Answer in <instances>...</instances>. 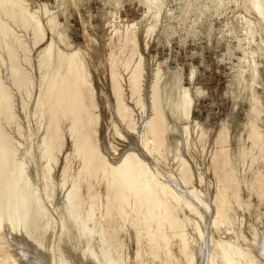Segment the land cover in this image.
<instances>
[{
    "label": "bare ground",
    "instance_id": "bare-ground-1",
    "mask_svg": "<svg viewBox=\"0 0 264 264\" xmlns=\"http://www.w3.org/2000/svg\"><path fill=\"white\" fill-rule=\"evenodd\" d=\"M220 4H223L222 0H217L216 7ZM160 13V9H157L152 18L157 20ZM54 18H49L47 22L51 33L50 42L36 52L34 58L33 50L46 39L39 15L37 12L29 13L24 0H0V119L7 124L17 118L13 113V104L17 100L12 98L14 92L10 91V86L18 94V98L14 95L19 101L15 106L20 105L22 111L27 108V100L34 92L32 108L36 123L43 116L47 102H52L47 116L50 132L43 138L46 148L44 157L56 161V145L53 141L58 139L61 123L67 121L72 145L64 159L60 183L62 186L69 182L73 185L77 201L65 200L70 212L67 209L65 217H61L63 219H60L61 214L58 212L60 228L57 233L58 244L54 246L50 240L53 236L50 238V235L57 223L52 218L53 222L47 224L45 221L48 214L43 209L45 202L40 187L32 189L26 179L21 182L25 174L24 163L17 160L19 155L12 145L14 139L0 129V178L3 173L6 174L0 179V237L7 245L0 247V264H44L45 259L49 258L46 256L55 252L54 248L60 253L61 264H118L117 260L119 263L120 260L127 261L126 264H264V86L262 94L256 96L253 91V95H250V87L247 89V85L244 87L242 81H237L236 88L241 89V92L233 98L232 113L238 102L246 97L250 108L244 125L245 134L231 130L230 121L227 120L222 123L217 138L219 153L214 160V169L228 177H234L232 171L239 168L237 163L241 158L236 150L237 145L234 147L233 143L240 141V138L251 139L254 151L249 160L255 165L250 173L251 179H243L240 171L238 183L232 186L224 178L223 186L212 198L210 187L213 178L208 174L209 167L204 158L210 135L206 129L198 134L188 122V109L193 102L190 91L181 89V81L175 77L172 79L174 74L171 76L163 65L153 66L150 82L158 90L161 117L164 115L171 119L168 131L174 134L180 131L179 136L170 138L168 161L156 151L153 137L149 134L150 127L145 125L143 114L148 106L143 88L139 90L140 100L135 101V106L140 110L139 121L130 127L134 110L124 105L127 95L118 77L120 67L131 68L130 78L134 82L139 79L144 82L147 67L139 52L136 25L112 26L106 44L109 47V75L116 123L125 124L128 130L138 135L139 138L135 137L139 140L142 152L146 153L144 156L166 167L170 180H161L156 172L150 170L155 167L149 169L146 158L143 160L135 148L125 151L127 153L121 159L110 165L106 156L92 145L91 136L83 132L87 124L84 118L90 112L89 104L94 105L96 121L99 105L96 104L95 94L86 85L77 52L65 54L60 49L65 40L63 35L58 34L57 19L55 22ZM154 32V24L144 27L143 40L146 46ZM35 70L38 77L34 74ZM193 80L194 71L190 75V82L193 83ZM195 93L199 94V91ZM17 134L21 135L20 124ZM231 164L235 166L229 168ZM4 168L6 172H2ZM80 179L85 181V186L81 185ZM254 196L256 200L251 202ZM89 199L94 200V203L86 205ZM194 201L212 213L210 224H207L210 229L206 235L210 242L208 247L202 240V223L204 215L208 213L201 211ZM93 204L98 207L99 215H96ZM73 206L76 209L73 210L74 217L71 215ZM16 221L20 223L17 228L14 225ZM7 225L11 227L8 228L10 232H16L18 238L4 231ZM98 227L100 233H97L95 242L88 243V237L97 232ZM261 228L263 235L259 238ZM3 231L6 233L3 234ZM127 233L133 239L132 257L127 254L125 237L121 235ZM199 236L201 241L198 240ZM225 236L230 240H223ZM91 238L90 242L93 240Z\"/></svg>",
    "mask_w": 264,
    "mask_h": 264
},
{
    "label": "rangeland",
    "instance_id": "rangeland-1",
    "mask_svg": "<svg viewBox=\"0 0 264 264\" xmlns=\"http://www.w3.org/2000/svg\"><path fill=\"white\" fill-rule=\"evenodd\" d=\"M24 1L28 6L29 13L37 12L39 15L42 29L45 30L44 32L46 35V39L42 41V44L40 43L37 49L33 50L32 55L34 58L36 57V52L45 48L50 42L51 33L47 22L51 17L57 19L56 22L54 18L57 23L58 34L60 36L63 35L62 38L65 40L64 43H67H65L66 45L63 43L57 46L60 45V49L64 51L65 54L71 51L77 52L84 72L86 85L92 93L95 94L97 98H95L96 104L97 106L99 105L97 109L98 119L96 121V110L94 105L89 104L90 112L89 115L84 118V123L87 122V124L83 132L91 136L92 145H94L103 156H106L105 158L109 160L110 165L113 164L115 160V162H117L121 159L123 154L135 148V151H138L143 160L146 158L145 162L149 164L147 165L149 169L155 167L158 171L155 168L150 170L156 172L161 180H170L165 171L166 167L156 164L155 160L153 161L151 157L152 160L149 156H144L146 153L141 150L139 140L137 139L139 138L138 135L128 130L125 124L119 125L116 123L117 115L111 95L112 80L109 75V47L106 44V38L114 25L116 27H121L122 25H136L139 52L146 64L147 76L144 82L143 79L134 82L130 78L132 72L131 68L120 67L121 73L118 77L127 95L124 105L134 110L130 122L131 126H129L134 127V124L139 121L140 110L135 106V101L140 100L139 90L143 88L144 94L147 96L146 103L148 106L143 114V117L146 118L145 125L147 124L150 127L149 134L153 137V141L157 147L156 151L168 161L170 138L173 135L179 136L180 131L176 134L168 131L167 128L168 125H171V119H167L164 115L161 117L160 100L157 96L158 90L154 84L150 82V71L153 69V66L163 65L164 70L166 69L165 71H168V73L170 72V75L174 74L172 79L175 77L178 78V81H181L179 82V85H181L179 87H181V89H188L190 91L193 102L191 108L188 109V122L191 123V126L196 128L195 132L198 134L202 132V129H206L210 135L207 152L205 153L206 156H204V158L206 166L209 167L208 174L213 178L211 183L212 186L210 184L211 197L214 198L215 195L218 194L219 189L223 186L224 178H226L232 186L238 183L237 179H239L238 173L240 171L242 172L241 176L243 179H251L250 173L255 166L251 164L249 160V156L254 151L251 139L240 138V141L233 143L234 147L237 145L238 148H236V150L238 149L237 151L241 157L237 163L239 168H234L237 172L232 171L234 177H228L225 174H221L219 170L216 171L214 169V160L219 153L217 149V138L221 133L223 122L225 123L227 120L228 122L230 121L231 130L235 129L237 131H233H241L245 134L244 125H246L247 122L250 102H248V99L245 97L238 102L236 110L232 113L233 98L241 92V89L238 90L236 88L237 81H242V85L244 87L247 85V89L250 87V90L248 89V94L250 93V95H253L254 93L256 96L262 94V87L264 86V0H222L223 4H220L219 7H216L217 0ZM157 9H160L161 13L159 14V18L154 20L152 18L154 15L153 13L156 12ZM110 23L112 25H110ZM150 23L154 24L155 32L147 41L148 44L146 46L143 40V30L144 27ZM193 71L194 80L193 83H191L190 75ZM34 74L38 77L37 70H35ZM3 79L6 80L5 77ZM5 82L8 83V81ZM9 89L11 92L15 93H12V98L17 100L16 102L14 100V102L18 105V94L16 95V92L13 91L14 88L12 89L11 86ZM236 89L238 92H236ZM196 90L199 91V94L195 93ZM31 94H33L30 95L31 100H27L28 109L26 108L22 111L20 110V105L15 106V104H13V113L18 119L16 118L10 123L5 124L1 118L0 129L4 134L14 139L12 140V145L18 148L16 149L14 147L17 155H19V158L17 159L16 156V159L24 163L25 174L24 180L22 179L21 182L27 180L32 189L40 187V194L45 202L43 203V209L48 214L45 221L49 223L52 221L50 218H52L53 221L57 223L56 229L53 231L54 233L51 232L52 234L50 235V238L51 236L53 237L51 239L49 238L53 242V245L55 244L54 246H56L58 244L57 233L60 228L59 221L63 219L61 217H65V211L68 209L66 204L67 201L65 200L70 199L75 202L77 201V193L74 191L73 185L69 182L66 186H62L60 183L63 178V168L65 167L64 159L69 154L72 145L69 131L70 126L67 121L62 122L58 131V139L53 141V144L56 145V147H54L56 161L46 159L44 157L46 148L43 144V138L50 132L48 123L49 117L47 116L52 102H47L43 116L38 123H36L33 117L34 109L32 108L35 94L34 92ZM88 95H91V93L88 92ZM105 97H107V99ZM103 99L106 100L105 104L103 103ZM16 107L19 109H15ZM25 112H27V115ZM45 120L48 121L46 122ZM98 120H100V122ZM18 123L20 124L21 135L17 134L19 128ZM183 123H186V121H183ZM180 129L181 128H179V130ZM116 130L119 132L117 133ZM111 134L112 136L114 134L116 139L114 136L112 137ZM112 138H114V140ZM137 143L138 145L135 146L134 144ZM55 162L58 163L56 164ZM77 163L78 162H76V164ZM235 165L231 164L229 168ZM76 167L74 168L75 170ZM5 170L6 168H4L2 172H6ZM5 176L6 174L3 173L0 179ZM30 181H32V183ZM80 182L82 186H85V181L83 182L82 179H80ZM181 192L183 193L184 191ZM254 200H256L255 196L250 199L251 202ZM61 202L64 204L62 205ZM89 202L94 203V200L92 201L89 199L86 205H89ZM59 203H61L60 207H58ZM193 203H195V201ZM195 204L197 205V203ZM93 205L95 206L96 215H99L98 207H96L95 204ZM199 209L205 211L202 206H200ZM73 210H76L74 206L72 207L71 213L74 212ZM54 211L57 212V214H55ZM67 211L70 212L69 209ZM58 212L61 214L60 219ZM68 212H66L67 217L69 215ZM207 213H210V216ZM205 214L207 215H204L206 222L204 220L202 223V236L204 237H202V240L204 239V243L208 247V243L210 242L206 235L208 236L210 229L207 224H210L211 219L209 218H211L212 213L206 210ZM49 215L50 217L48 218ZM71 215L74 217V213ZM48 219L49 221H47ZM14 225L16 228L19 227V221H16ZM6 228L11 229L8 225ZM7 229L4 231L11 234L12 231L10 232V229ZM4 231L3 234L6 233ZM262 231L261 228V233L257 232L259 238H262ZM95 233L88 237V243L92 244L95 242L97 233H100V227H98ZM12 234L15 238H18L16 232ZM17 234L19 233L17 232ZM121 235L125 237L127 254L129 257H132L133 239L130 237L129 233ZM247 237L250 238L249 233H247ZM90 238L91 240L93 239L91 242ZM200 239L201 237L199 236L198 240ZM223 240L229 241L230 238L225 236ZM258 241L260 242V240ZM6 246V241L0 237V247ZM54 251L52 255L49 253L46 256L49 257L48 260L47 258L45 259L46 262L50 263L51 261V264H54V262H56V264H61L58 249L54 248ZM50 257L52 258L51 260ZM46 262L44 264H49ZM117 262L118 264L127 263V261L122 260H120V263L118 260Z\"/></svg>",
    "mask_w": 264,
    "mask_h": 264
}]
</instances>
